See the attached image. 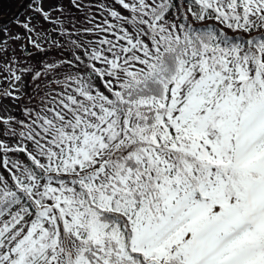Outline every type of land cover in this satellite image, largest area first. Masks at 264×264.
Returning <instances> with one entry per match:
<instances>
[{
	"label": "snow or ice",
	"instance_id": "6c2138e0",
	"mask_svg": "<svg viewBox=\"0 0 264 264\" xmlns=\"http://www.w3.org/2000/svg\"><path fill=\"white\" fill-rule=\"evenodd\" d=\"M0 30V264H264V0H31Z\"/></svg>",
	"mask_w": 264,
	"mask_h": 264
},
{
	"label": "rangeland",
	"instance_id": "374dc122",
	"mask_svg": "<svg viewBox=\"0 0 264 264\" xmlns=\"http://www.w3.org/2000/svg\"><path fill=\"white\" fill-rule=\"evenodd\" d=\"M28 3L27 7L23 10V13L17 19L11 21V24L3 26L1 25L0 30L7 28L13 32H20L22 31L20 28L17 27V21L24 20V18L31 14V9L29 5L31 4V0ZM23 0H0V19L11 17V15L21 6Z\"/></svg>",
	"mask_w": 264,
	"mask_h": 264
},
{
	"label": "water",
	"instance_id": "95a60500",
	"mask_svg": "<svg viewBox=\"0 0 264 264\" xmlns=\"http://www.w3.org/2000/svg\"><path fill=\"white\" fill-rule=\"evenodd\" d=\"M29 2H30L29 0H23L21 6L18 7V9L11 15V17L0 19V25L3 26L9 25L11 24V21L20 17L23 13V10L27 7Z\"/></svg>",
	"mask_w": 264,
	"mask_h": 264
},
{
	"label": "trees",
	"instance_id": "16d2710c",
	"mask_svg": "<svg viewBox=\"0 0 264 264\" xmlns=\"http://www.w3.org/2000/svg\"><path fill=\"white\" fill-rule=\"evenodd\" d=\"M0 27H1V25H0Z\"/></svg>",
	"mask_w": 264,
	"mask_h": 264
}]
</instances>
